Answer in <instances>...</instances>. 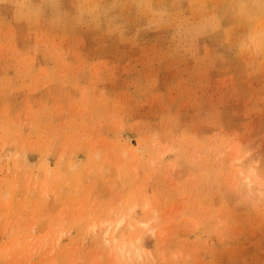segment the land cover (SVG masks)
Instances as JSON below:
<instances>
[{"label":"rangeland","instance_id":"374dc122","mask_svg":"<svg viewBox=\"0 0 264 264\" xmlns=\"http://www.w3.org/2000/svg\"><path fill=\"white\" fill-rule=\"evenodd\" d=\"M0 264H264V0H0Z\"/></svg>","mask_w":264,"mask_h":264}]
</instances>
